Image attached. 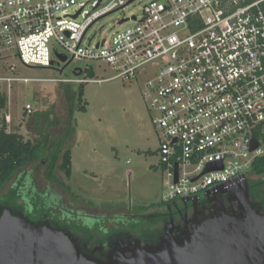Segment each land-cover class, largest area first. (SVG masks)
Here are the masks:
<instances>
[{
	"label": "built area",
	"instance_id": "obj_1",
	"mask_svg": "<svg viewBox=\"0 0 264 264\" xmlns=\"http://www.w3.org/2000/svg\"><path fill=\"white\" fill-rule=\"evenodd\" d=\"M103 1L0 0V61L49 69L79 58L115 76L80 78L89 68H77L78 79L49 81L140 83L159 132L163 205L202 203L249 180L264 155L255 135L264 132V0H148L140 15L94 42L95 23L135 0L101 8ZM9 71L0 83L31 81L15 77V66ZM253 137L260 146L251 151Z\"/></svg>",
	"mask_w": 264,
	"mask_h": 264
},
{
	"label": "rangeland",
	"instance_id": "obj_2",
	"mask_svg": "<svg viewBox=\"0 0 264 264\" xmlns=\"http://www.w3.org/2000/svg\"><path fill=\"white\" fill-rule=\"evenodd\" d=\"M112 1L104 0L101 8ZM147 1L135 0L125 9L118 8L101 18L89 31L88 38L97 42L110 36L118 29L119 21L140 15ZM89 10L93 12V8ZM58 50L65 53L60 47ZM10 66L16 67L15 77L31 81L0 83L1 91L8 96L7 108L0 110V125L6 119L9 131L20 133L26 141L40 139L41 122L38 124L27 112L26 106L32 105L33 113L49 118L45 133L51 137L50 151L56 141L64 139L67 130L72 131L65 145L72 152V178L67 180L63 172H57L60 181L70 189L46 179V160L26 168L38 191H48L55 201L51 203L54 222L72 230L104 223L110 235L122 228L119 217L130 218L140 210L145 214L161 211L165 178L159 166V132L152 124V112L142 98L140 83H125L121 79L90 82L85 84L84 98L79 102L76 98L79 84L49 80L78 79L77 68H89L80 78L95 80L110 79L115 72L104 63L79 58L66 68L64 64L49 69L25 68L15 57L0 61V76H10ZM90 73L93 78L88 76ZM81 106H86L87 111H79ZM248 174L253 178L251 172ZM17 181L18 175L7 189ZM36 192H32L34 197L40 195ZM122 209L132 215L127 211L119 213Z\"/></svg>",
	"mask_w": 264,
	"mask_h": 264
},
{
	"label": "water",
	"instance_id": "obj_3",
	"mask_svg": "<svg viewBox=\"0 0 264 264\" xmlns=\"http://www.w3.org/2000/svg\"><path fill=\"white\" fill-rule=\"evenodd\" d=\"M77 70L80 76L82 70ZM259 146L253 137L251 151ZM183 201L194 206L191 228L175 226L172 218L156 243L143 245L140 238L120 236L107 242L105 253L103 247L85 252L70 230L51 219L34 221L0 208V264H264V211L251 200L249 180L220 196H208L215 213L201 220L198 203ZM226 202L236 208L229 209Z\"/></svg>",
	"mask_w": 264,
	"mask_h": 264
},
{
	"label": "trees",
	"instance_id": "obj_4",
	"mask_svg": "<svg viewBox=\"0 0 264 264\" xmlns=\"http://www.w3.org/2000/svg\"><path fill=\"white\" fill-rule=\"evenodd\" d=\"M88 76L93 78V73ZM84 88L85 84H81L76 92V98L79 102H82L84 98ZM7 103L8 96L0 89V110L6 109ZM79 111L86 112V106H81ZM28 116L35 118L34 121L39 122L38 124L41 122L40 139L38 140L26 141L20 133L9 131L6 119H3L0 125V208L24 213L32 220H39L44 217L52 219L53 208H51V203L55 201H52L48 191H38V187L31 177V172H27L26 168L33 163L46 160L48 162L46 179L66 190L70 189L67 184L60 181L57 172H63L67 180L72 178V152L65 148L72 131L67 130L64 139L56 141L57 145L54 150L50 151L51 137L45 133L46 128L50 125L48 116L37 112ZM255 135L264 146V132H256ZM17 175L18 181L8 190V185L13 182ZM251 176L253 177L249 178L251 200L257 204L258 208L264 210V155L254 161ZM5 190L8 191L2 194ZM33 190H36V193H40V195L34 197L32 195ZM55 194L59 196L57 193ZM200 204L201 210L206 216L214 213L212 204L207 201ZM227 205L229 209L236 208V204ZM66 212H69L68 209ZM141 212L140 210L134 216L130 214L132 215L130 218H119L122 228H116L118 229L116 233L126 235L125 233L129 232L149 242L156 239L162 233L161 224L168 221L169 215L161 213L140 217ZM62 227L70 230L75 236L81 237L83 241H90L91 244L105 242L109 237L108 229L105 228L104 223L98 222L92 228L81 226L73 230L67 226Z\"/></svg>",
	"mask_w": 264,
	"mask_h": 264
},
{
	"label": "flooded vegetation",
	"instance_id": "obj_5",
	"mask_svg": "<svg viewBox=\"0 0 264 264\" xmlns=\"http://www.w3.org/2000/svg\"><path fill=\"white\" fill-rule=\"evenodd\" d=\"M224 199H226V198L224 197ZM226 204H229V203L226 202ZM198 206H199V211L202 212V215H199L197 217V219H199V220H201L203 217H209V216H211L212 214L215 213V208L213 206L214 213H211V214H209V216H206V214H204V211L201 210V204L200 203H198ZM227 207H228V205H227ZM260 209H262V208H260ZM110 210H113V209H110ZM125 211H127V210L126 209H124V210L122 209V210L119 211V213H124ZM194 212L195 211H194V206H193V203L192 202H188V201L184 202L183 200H179V201H176V202H174L172 204H169V205H163V208L159 212H156L155 210H153L151 212L149 211V213H146V214L145 213H142V214H140V217H142V216H148V215H151L152 216V215L161 214V213L169 215L168 221L165 222V223H162L161 226H160L161 229H162V232H163V229H164L165 225L168 224L171 221L172 218H173V220L175 222V226L180 227V228H184L187 225L189 228H191L192 227V222L194 220ZM128 213L130 215V212H128ZM97 218H100V217H97ZM43 219H51V218L44 217ZM125 234L126 235L118 234V233H112L105 240V242H102V243H94V244H91L90 241H83L81 239V237H79V236H76V237L80 240V243L84 247L85 252L92 253L94 251V249H97L98 247H103L104 249H103L102 252L105 253L106 251H108V246L106 245L107 242H113L117 237H120V236L121 237H124V236H133V237L139 238L138 236H135V235H133L132 233H129V232L128 233H125ZM173 234L174 235L177 234V230L176 229L174 230V233ZM159 236L156 239H153L150 242L148 240H143L141 238L140 239L142 240L143 245H145V244H154V243H156L158 241ZM99 254H97V255L100 256Z\"/></svg>",
	"mask_w": 264,
	"mask_h": 264
}]
</instances>
